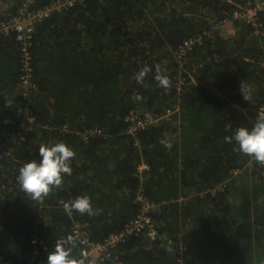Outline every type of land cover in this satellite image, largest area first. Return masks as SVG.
I'll return each instance as SVG.
<instances>
[{
  "label": "trees",
  "instance_id": "trees-1",
  "mask_svg": "<svg viewBox=\"0 0 264 264\" xmlns=\"http://www.w3.org/2000/svg\"><path fill=\"white\" fill-rule=\"evenodd\" d=\"M24 1L0 0V21ZM247 1L254 0H79L36 25L38 87L28 95L20 44L15 33L0 32V264H46L57 240L74 235L76 221L87 224L93 241H105L140 212L139 193L159 205L151 212L158 235L122 240L113 249L118 260L99 264H264V165L224 139L251 128L264 106V42L240 19L233 37L215 28ZM261 21L264 28V15ZM205 31L211 36L184 64L196 82L188 78L179 92L175 50ZM145 66L151 71L137 83ZM157 66L171 81L168 90L158 86ZM27 107L35 117L30 128L23 124ZM131 109L163 117L132 134ZM88 128L101 133L83 140L79 133ZM57 142L75 152L72 174L42 202L32 201L20 190L18 170L41 159V145ZM141 163L149 169L139 174ZM167 178L178 189L164 188ZM80 196L99 214L65 207ZM79 242L72 249L77 264Z\"/></svg>",
  "mask_w": 264,
  "mask_h": 264
},
{
  "label": "built area",
  "instance_id": "built-area-1",
  "mask_svg": "<svg viewBox=\"0 0 264 264\" xmlns=\"http://www.w3.org/2000/svg\"><path fill=\"white\" fill-rule=\"evenodd\" d=\"M77 1L79 0H52L50 4L45 7L33 8L31 6L33 0H25L16 14L0 21V32L5 34L10 32L15 33L16 40L20 44V83L26 91V94L29 90L38 87V84L34 81V65L31 53L33 33L36 25L55 12L72 8ZM235 6L236 8H234L232 12V17L223 18V21L219 26L218 23H216L215 28L222 27L234 22V20L240 19L246 21L252 27L254 34L259 36L264 42V28L263 22L261 21L264 15V0L247 1L245 4L235 3ZM235 31L236 28L229 29L226 36L233 37ZM211 33L205 31L203 34L196 37L185 39L175 50V55L180 63L175 81L176 89L179 92L187 88L188 78L192 82H196L194 75L190 74V72L186 74L184 71V64L187 62L186 57L188 53L192 51L195 46L202 45L204 41L211 36ZM169 113L170 112L167 114ZM27 114L28 118L24 120L23 124L30 128L35 117L32 116L30 110ZM260 115H264V106H262V109L259 111V116ZM162 117L163 116L152 115L149 112L140 113L139 110L131 109L126 115V121L129 123L128 132L135 134L138 129L145 128L150 124L157 122L158 119ZM100 133L101 131L98 128H88L79 134L83 140L87 141L90 137L97 136ZM261 166L263 167V165ZM148 169L149 165L146 163L138 165L139 174ZM237 172L238 170L235 171V173ZM137 200L141 205L140 212L126 223L119 232L112 234L103 242H95L90 238L87 231V224L85 222H75L73 225V233L80 241L81 251L79 261L82 262V264H99L100 262L110 259H114L115 261L118 260L117 256H113V249L115 246L120 243V241L129 239L133 235L141 232H146L152 239L156 238L158 235V229L151 216V212H153L159 205L157 202L149 200L142 193L138 194ZM66 204H69V202H64V205ZM164 239L166 240V244L174 245L173 239L166 235L164 236ZM177 263L182 264V260H177ZM119 264L122 263L119 262Z\"/></svg>",
  "mask_w": 264,
  "mask_h": 264
},
{
  "label": "clouds",
  "instance_id": "clouds-1",
  "mask_svg": "<svg viewBox=\"0 0 264 264\" xmlns=\"http://www.w3.org/2000/svg\"><path fill=\"white\" fill-rule=\"evenodd\" d=\"M151 71L148 66L143 67L135 74L137 83H142L146 75ZM155 79L158 86L168 90L171 87V81L167 75L161 73L159 66L156 68ZM244 100H250L249 92L242 89ZM140 100L137 94L133 97ZM225 142L235 141L238 151L254 160L260 165H264V115L258 116L251 128L238 127L230 136H225ZM166 148H171V142L162 139L160 141ZM39 161L32 160L23 164L16 177L20 190L32 201L42 202L49 195L52 189L59 188L63 182L64 174L71 175L72 168L70 162L75 156L74 150L64 142H57L51 146L41 145L39 147ZM65 207L71 212L76 211L89 216L99 214V209H94L88 196H80ZM77 244V237L68 235L65 238L57 240L54 250L47 255L46 264H77L72 257V249ZM173 252V249H170ZM82 264V262H80Z\"/></svg>",
  "mask_w": 264,
  "mask_h": 264
},
{
  "label": "rangeland",
  "instance_id": "rangeland-1",
  "mask_svg": "<svg viewBox=\"0 0 264 264\" xmlns=\"http://www.w3.org/2000/svg\"><path fill=\"white\" fill-rule=\"evenodd\" d=\"M233 28H235V26H234V22L222 26V27L220 28V32H221L223 35L226 36L227 31H228L229 29H233ZM34 78H35V76H34ZM29 92H30V90L28 91V93H29ZM28 93H27V95H28ZM27 108H28V110H31L29 107H27ZM171 140H172V139H171ZM164 183H167V182H164ZM154 222H155V221H154ZM155 224H156V223H155Z\"/></svg>",
  "mask_w": 264,
  "mask_h": 264
},
{
  "label": "crops",
  "instance_id": "crops-1",
  "mask_svg": "<svg viewBox=\"0 0 264 264\" xmlns=\"http://www.w3.org/2000/svg\"><path fill=\"white\" fill-rule=\"evenodd\" d=\"M164 182H167V183H164ZM176 182H177V180H175L174 178H167L166 180L164 179V181H163L164 188L165 187H172V188L176 189L177 188Z\"/></svg>",
  "mask_w": 264,
  "mask_h": 264
}]
</instances>
